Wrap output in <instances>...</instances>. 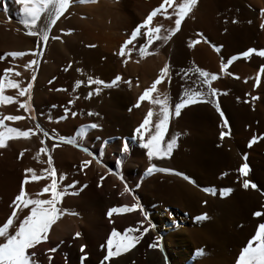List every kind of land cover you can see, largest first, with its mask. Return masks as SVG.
<instances>
[{"label":"rangeland","instance_id":"1","mask_svg":"<svg viewBox=\"0 0 264 264\" xmlns=\"http://www.w3.org/2000/svg\"><path fill=\"white\" fill-rule=\"evenodd\" d=\"M213 1L197 0L199 3L190 15L182 20L180 29L169 38L167 43L154 41L153 45H149L146 49L151 54L143 58L140 57L138 48L144 41L137 37L129 45L133 49L131 54L121 57L119 70L115 61L120 45L129 38L135 26L140 24L153 8L158 7L162 0H97L96 3L84 4L73 2L65 11L69 14L74 12V15L73 13L71 15L79 25L76 28L77 38L79 39L81 35L80 40L86 41L88 39L97 41L99 38L97 33H89L90 35L86 33L89 30V20L94 16V5L101 6L107 3L112 14L113 11L114 15L119 11V15H122L123 25L118 27L113 24L108 30L110 39L102 41L105 39L103 36L99 40L103 45H108L110 50L105 59L104 79L113 80L119 75L121 80L110 88L114 95L118 93L116 88L119 85L121 91L118 95L119 103L111 105L112 117L109 118V123L111 122L109 126H111L109 131L104 132L102 140L98 141L102 135L85 140L87 128L82 126L94 123L86 114L85 119L78 121L80 123H73V126L69 127L73 129L60 131V137L77 140V146L62 142L60 137L54 140L71 146L79 152L83 151L81 149H87L85 152L91 161L89 165L93 162L97 165L98 159L100 161L98 164L103 167L108 166L111 173L114 172L112 156H99L100 144L105 145L115 141L119 144L124 142L127 144L128 153L130 155L132 153L131 164L122 167L123 171L118 176L122 177V180L119 179L127 185L131 195H135L133 198L137 202L143 222L140 231L150 225L147 231L149 234L145 232L140 236V241L146 246L147 237L149 235L153 237L155 239L152 243L153 249L155 254L159 252L161 255L163 264H235L240 250L254 234L255 228L259 223H264V216H253V212L256 211L264 213V194H262L264 193V69H262L264 57L255 53L248 57L242 55L249 48L257 51L264 49V28L260 26L264 22V12H261L264 1L236 0L235 5L232 3L231 9L228 0H223L225 4L221 0ZM210 2L212 3L208 4ZM178 3L179 0H173V7ZM3 4L12 6L16 19L20 17L19 15H23L19 11L21 6L15 0H0L1 11L4 8H2ZM167 12L173 13V8H167ZM13 17L15 15H12ZM174 19V14L168 18H165L164 14H158L153 18L150 26H161V32L166 35V30L174 27ZM233 20L236 22L233 23ZM24 37L28 38L31 44V60L37 63L28 68L27 74L23 73L25 79L23 77L22 86L27 84L29 78L32 81L30 94L16 98L26 102L29 109L25 112L24 109L19 108L20 116L33 121L37 119L44 95L48 96L53 90L46 85L48 76L44 74L42 78H37L47 43L39 44L34 36ZM189 44H192V47H189ZM41 49L40 55H33ZM3 52L0 50V55H3ZM231 57L236 59L229 63ZM4 62V60L0 61V66ZM165 63H168L170 68L168 75L165 76L167 78H162L165 81L162 80L157 85L156 90L150 93V98L160 96L163 99L167 96L169 119L159 146L167 148V142L173 136L176 137V144L169 155L159 158L154 156L149 160L147 149L141 146L140 137L134 130L143 121L149 108L153 109V116L149 118V127L155 124L159 105L154 106L148 101H141L139 107L134 105L139 95L146 88H150L152 82L160 75V69ZM144 66L147 69L149 67V71H143ZM54 67L58 68L60 65L55 64ZM197 68L206 72L210 69L214 70L217 72V79L210 80L209 84H203V78L196 72ZM1 70L2 67L0 72ZM186 72L188 75H185ZM210 88L216 90L215 96L210 94ZM191 91L202 92L204 96L196 103L183 107L177 115L175 104L181 102L185 94ZM56 94L59 93L56 91ZM252 97L257 99L253 100ZM51 104L58 112L63 114L68 112L64 96L54 98ZM3 114L7 115L0 110V116ZM8 122L10 123L5 121V128L11 127L8 126ZM41 126L49 132L46 127ZM222 132L223 137H221ZM147 135L148 132L145 131L144 136ZM89 141L94 145L97 143L96 147L87 143ZM249 141H253L250 146ZM242 163H246L249 168L246 177H240L237 171ZM150 165L169 171H154L149 174L146 170ZM131 166H134L133 171L140 175L134 187L127 179ZM222 173L225 175L222 176ZM184 176L189 177L193 182L185 180ZM244 178L255 183L258 190L243 189L241 184ZM204 188H214L215 194L203 191ZM224 188H231L232 191L221 197L219 191ZM202 214H206L207 218L197 220L196 217ZM93 228L95 234L94 229L88 232L99 238L100 228ZM126 228L133 229L132 226ZM82 255L85 257L88 253ZM92 263L101 264V260H93Z\"/></svg>","mask_w":264,"mask_h":264},{"label":"bare ground","instance_id":"2","mask_svg":"<svg viewBox=\"0 0 264 264\" xmlns=\"http://www.w3.org/2000/svg\"><path fill=\"white\" fill-rule=\"evenodd\" d=\"M228 1H230L232 5H230V9L233 7V4L235 5L237 2L236 0ZM213 2H215V0ZM211 3L212 2L208 4ZM107 6V3H104L101 6L94 5V16L89 20V30L86 33H88V35H90L89 33H97L99 35L97 41L92 39H88L87 41L80 40L81 35L79 36V39L77 38L78 32L76 28L79 25H77L78 22L71 15L72 13L74 15V12L70 14L68 11L65 12L58 19L56 24L52 26L50 30V37L53 35L59 36L60 40L49 39L47 42L46 49L44 50V54L41 58L37 78H42L44 74L48 76L46 85L53 91L48 96L44 95L36 120L32 121L24 118L19 121L8 122V126L11 125V127L18 128L22 131L27 129L35 130V126L37 124H39L41 129H43L41 126L43 125V127L48 129L49 136L45 137L42 133H37L36 135H30V138L28 139H9L6 140V146L4 148H0V224H2L11 213V201L19 192L20 184L25 178V169L31 168L37 175H39L42 169H46L48 167L47 159L50 155L56 175L60 176L62 174L65 176L64 180L58 181V188L60 191L66 192V194L61 198L57 205L61 211L66 210L65 214L61 215L59 219L50 226L46 241L35 246L34 249L26 250V254L30 252L35 253V255L31 257L35 264H93V260H101V264H163L159 252L155 254L153 246L150 247V245L154 243L153 241H155V239L150 235L147 237L146 246L143 245L139 237V241L135 243L134 247H132L129 251L122 252L121 255L116 257H110L107 261L103 259L104 256L107 255L108 251L106 243L107 238L113 229H116L117 232L124 234L122 233V230L127 226H132L134 229L132 234L139 236L140 229L143 226V222L141 220L142 215L137 207L130 212L113 213L111 217L107 215L109 208H125L131 207L133 204L137 205V202L133 198L135 195H131L130 192H124L125 183L118 178V174L123 171L122 167L130 165V161L132 160V153L130 155V153H128V149H124L125 142L119 144V142L117 143L115 141L105 145L100 144V153H98L99 156H112L111 162H113V173H115L113 174L109 171L110 169L107 168L108 166L103 167L98 163L95 165L94 162L81 170V162L84 160L90 161L86 152L76 151L71 148V146L65 144L63 145L54 140L60 137L61 130L65 131L67 129H73H70L69 127H72L73 123H80L78 121H80V119L82 121V118L85 119V114L88 115L89 112L96 113V115H92L90 117L94 122L93 124H96L97 127H89L86 129L85 134L87 135L85 140H88L91 137L93 138V136L95 138L96 135H102L100 138L98 137V141L102 140L104 132L111 126H109L111 123H109V118L111 116L110 108L112 104H118L120 101L118 97L119 92L121 91L119 89L120 85L116 88L118 89L116 90L118 93L114 95L110 87H104L103 85L98 86L95 84L89 85L87 83L89 76H91L93 80L99 79L104 81L106 84L110 83L112 80L104 79V71L106 67L105 59L110 50L108 45H103L99 42V40L103 36L105 39H102V41L107 40V38L110 39V33L108 31L110 26L115 24L120 27L123 25L124 21L122 19L123 17H121L122 15H119V11L115 12L116 14L114 15V11L112 14ZM214 7L215 6H213V8ZM2 8L3 10H0V50L4 51L3 53L9 51H24L26 55L15 59L5 57L4 61L6 63L4 62L1 64L0 67H2V70L0 74H2L5 68L13 67L14 72H20V76L16 77L13 74H10L9 78L23 82V73L27 74L29 70L28 68H25L24 65L28 64V62L32 59L31 44L29 39L24 37L27 35L26 32L28 30L25 29L21 23H19L23 15H19V13L18 15L20 17H17L16 19L14 9H12L10 4H3ZM211 13L213 14V12ZM12 15H15V17H13L15 20L12 18ZM191 18L192 17H190V19ZM44 21L45 17L42 15L41 19L37 23L38 25L43 26ZM69 30L71 31L69 32ZM23 34L25 35L22 36ZM82 34L85 35L84 33ZM160 34H164V32L162 31ZM38 42L41 44L39 40ZM87 45H95V47H88ZM121 61V56L117 55L115 65L118 70L120 69ZM70 62L71 67H69ZM162 63H160V66ZM55 64L60 65V67L55 68ZM145 64L146 63H143V65ZM145 67L146 66H144V68ZM65 68H68V70L64 71ZM77 68H80L81 71L77 72ZM145 70L146 72L149 71V67L148 69L145 68L143 71ZM208 72L209 74L217 75V72L214 70L210 69ZM29 80L30 78L28 81ZM77 80L83 81V83L77 87L75 91H73V85ZM162 80L164 79H161V81ZM49 81H51V83H49ZM163 83L161 84L163 85ZM97 87L100 88L99 94L94 91ZM165 87L163 88L165 89ZM51 89H49V91H51ZM57 89L63 90L58 91ZM56 91L59 94H56ZM90 92L92 93L91 97L86 99L85 97L88 96ZM4 94L17 97L15 89L6 88ZM62 96L65 97V104L68 107V112L66 114L58 112L57 108L51 104L54 98H62ZM69 100L72 101L71 104L68 103ZM18 106L19 105L15 102L0 104V110L2 113L6 112L7 115L20 116L21 114H19L20 110ZM72 112H75L76 115H71ZM154 125L155 124H151L150 127L148 126L149 130L152 132L155 131ZM43 131L45 130L43 129ZM79 135H81V132ZM42 139L44 140L43 147L46 148L48 155L41 153L39 157H37L36 154L39 148L42 147L40 144V140ZM87 143H89L92 147H96L97 145V143L94 145L92 141ZM54 144L56 147H53ZM21 151H23L22 156H20ZM108 160H110V158ZM133 167L134 166H131L130 169L128 168L127 179L130 185L134 187L138 183L140 175L139 173L136 174L133 171ZM101 177H103L102 180ZM28 178L30 182L25 185L26 192L33 195L38 193L46 183L51 182L48 178L47 172L44 173V178L39 181H31V174H28ZM40 198L48 199L50 198V194H44ZM98 213H101V215ZM25 214H27V210L21 213L19 218L22 219ZM15 223L18 225V220H16ZM80 224H82L81 227ZM93 227H98V229L100 228L99 230H101V235L99 238L90 234L91 230L94 229ZM89 230L90 232H88ZM11 231H14V229H10V232ZM77 232L80 233L78 237L75 236V233ZM93 232L95 234V229ZM0 242L3 241L0 240ZM81 245L84 246L83 252L81 251ZM52 248H55L56 251L50 252L49 250ZM83 253H88V256L85 255L84 257L82 255ZM49 256L52 258L51 261H49ZM82 256L83 259H81Z\"/></svg>","mask_w":264,"mask_h":264},{"label":"snow or ice","instance_id":"3","mask_svg":"<svg viewBox=\"0 0 264 264\" xmlns=\"http://www.w3.org/2000/svg\"><path fill=\"white\" fill-rule=\"evenodd\" d=\"M15 2L20 5L19 11L23 14L19 23H21L29 36L37 37L41 44H46L49 39L51 40H60L59 36H51L50 30L54 24L58 21V19L65 13V11L69 8L70 4L73 2H79L81 4L84 3H96L97 0H15ZM197 0H180L178 4L173 7V0H162V2L158 5V7L153 8L146 16L145 19L140 24H137L135 28L131 31V34L128 39H126L119 47L118 55L121 57H125L126 55L131 54L133 51L132 47H129L133 43L137 37H140L144 42L139 45L138 52L141 58L146 55H150L151 53L147 51V47L149 45H153L154 41H163L167 43L169 38L177 32L181 27L182 20L190 15L193 8L196 6ZM167 8H173V13H168ZM264 12V9L261 10ZM158 14H164L165 18L170 17L174 14V27L167 29L166 35L161 33V26L157 25L155 27L150 26L153 18ZM45 17L44 25H38V21L41 19V16ZM233 23L236 21L233 20ZM250 23V22H249ZM264 28V22L260 25ZM63 31V30H62ZM71 30H69L70 32ZM88 47H95V45H87ZM189 47H192V44H189ZM219 50V49H217ZM41 50L36 51L33 55H40ZM255 53L260 57H264V49L255 50L252 48L247 49L242 53L244 57H248L250 54ZM26 53L24 51H9L5 52L3 55H0V61H3L5 57H11L13 59L17 57H24ZM236 57H231L229 59V63ZM37 61L30 60L28 64L24 65L25 68H29L35 65ZM69 67H71V62L69 63ZM169 69V64L165 63L163 67L160 69V75L154 80L150 86V88H146L138 97L136 104L134 107H139L141 101H148L149 103L155 105H159V112L156 113L157 119L155 121V131L152 132L149 130V118L153 116V109L149 108L147 114L145 115L143 121L139 124V126L134 130L135 133L140 137L141 146L147 149V156L149 160H151L154 156L161 157L167 156L171 153L172 148L176 144V137L173 136L171 140L167 142V148H161L160 141L164 135V129L168 123L169 119V108H168V98L167 96L161 99L160 96H156L154 99L150 98V93L156 90L157 85L161 82V79L167 75ZM264 69V66H262ZM68 68H65L64 71H67ZM223 70V66H222ZM77 72H80L81 69L77 68ZM196 72L200 77L203 78V84H209L210 80L217 79L215 74H209L206 71H203L199 68L196 69ZM13 74L16 77L20 76V72H14L13 67L5 68L0 74V104L7 103H17L19 108L24 109L27 112L28 106L26 102H21L16 97L11 95L4 94L5 89H15L18 97H26L30 94V90L32 88V81L29 80L26 85L22 86L23 82L20 80H15L9 78V75ZM185 75H188L186 72ZM35 79V76H33ZM55 79V78H53ZM121 80V77L117 75L110 83H105L102 80L95 79L91 76L88 77L87 83L89 85H103L104 87H114L117 85V82ZM51 83V81H49ZM83 81L77 80L73 85V91L77 87H79ZM128 83V81H125ZM58 91H62L63 89H57ZM97 94L100 92V88L97 87L94 90ZM209 92L212 96L216 95L215 89H209ZM92 93L90 92L88 96L85 98H90ZM204 93L191 91L185 94V97L181 100V102L175 104V113L178 115L183 107L188 104L196 103L199 99H202ZM253 100L257 99V97H252ZM247 102V101H245ZM72 103L71 100L68 102ZM219 111V108H217ZM71 115L75 116L76 113L72 112ZM89 116L96 115V113L89 112ZM23 119V117L18 115H3L0 116V148H4L6 146V140L15 139V138H30V135H36L37 133H42L43 136L48 137L49 134L46 131L41 129L40 125L37 124L35 126V130L27 129L20 130L15 127H6L5 121H19ZM84 128H96V124H91L87 126H82ZM147 131V137L144 136V132ZM224 136V133H221V137ZM62 142L72 144L74 146L78 145V142L72 140L71 138L60 137ZM145 140L147 141L145 143ZM253 141H249V146ZM40 144L42 147L39 148L37 152V157L41 153L48 155L47 150L44 145V140H40ZM53 147H56L54 144ZM124 149H127V144H124ZM83 151H87V149H81ZM23 155V151H21L20 156ZM91 155V153H89ZM19 158V157H18ZM97 163L100 161L97 159ZM91 161L84 160L81 162V170L87 167ZM48 167L46 169H42L40 174L37 175L35 171L31 168H27L24 170L25 178L21 182L19 187L18 194L11 201V213L8 215L7 219L0 224V264H35V262L31 259L35 255L34 252H30L26 254V250L34 249L35 246L40 245L42 242L47 240L49 229L52 224L59 219V217L65 214V211H61L58 208V202L61 198L66 194V192L60 191L58 188V181L64 180L65 176L60 175L57 176L55 170L53 169L52 158L49 155L47 159ZM147 173L151 174L154 171H169L168 169H157L155 166L150 165L146 170ZM240 177H246L249 172L248 165L246 163H242L237 169ZM47 172L48 178L50 179V183H46L43 188L39 190L35 195L26 192L25 185L29 183L28 174H31V181H39L44 178V173ZM115 174V173H113ZM177 175H181L177 173ZM225 175L224 173L221 174ZM122 180V177H119ZM185 180H188L190 183L193 181L190 180L189 177L184 176ZM103 177H101V180ZM75 183V182H73ZM99 186V184H98ZM70 187V185H69ZM241 187L245 190L257 189V185L252 183L249 179L244 178L242 180ZM258 190V189H257ZM129 188L125 184L124 192H129ZM203 191L207 193L215 194L214 188H204ZM232 191L231 188H224L219 191V195L221 197L226 196ZM44 194H50V198L42 199L40 198ZM74 194V193H73ZM264 194V193H262ZM137 205L133 204L131 207L125 208H109L107 211V215L111 217L113 213H121V212H130ZM27 210V214L23 215V218L20 219L21 213ZM75 214V213H70ZM254 217H262L264 213L261 211L253 212ZM206 214H202L196 217L197 220L206 219ZM18 220V225L15 221ZM111 222V220H110ZM149 227H144L142 231L139 232V236L133 235L134 229L126 228L124 229V234H121L113 229L111 234L107 238V255L104 256V260H109L110 257H116L121 255L122 252L129 251L132 247H134L135 243L139 241V237L143 236L145 232L149 230ZM10 229H14V231L10 232ZM80 233H75V236L78 237ZM152 245H150L151 247ZM84 246L81 245V251L83 252ZM50 252H55L56 249L52 248L49 250ZM51 256H49V261H51ZM83 259V256L81 257ZM235 264H264V223H259L255 228L254 234L247 240L246 245L240 250L238 258L235 260Z\"/></svg>","mask_w":264,"mask_h":264}]
</instances>
